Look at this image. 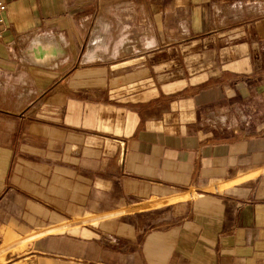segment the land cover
Returning a JSON list of instances; mask_svg holds the SVG:
<instances>
[{"label": "crops", "instance_id": "obj_1", "mask_svg": "<svg viewBox=\"0 0 264 264\" xmlns=\"http://www.w3.org/2000/svg\"><path fill=\"white\" fill-rule=\"evenodd\" d=\"M0 1V264H264V0Z\"/></svg>", "mask_w": 264, "mask_h": 264}, {"label": "rangeland", "instance_id": "obj_2", "mask_svg": "<svg viewBox=\"0 0 264 264\" xmlns=\"http://www.w3.org/2000/svg\"><path fill=\"white\" fill-rule=\"evenodd\" d=\"M216 117V118H215ZM205 119L210 118L209 120H213L215 122H217V120H219V115L216 114H208L207 116L204 117ZM232 183H234L232 181ZM232 183H224V184H218V183H211L208 186L205 187H200V188H190L189 190H185L182 191L180 194H171V195H162V196H150L147 200L150 202H153V204L151 205V207H142L139 208L138 210H150V209H154L156 207H162L168 203H171L177 199H188V198H199L208 194H213L216 193L217 191H219L220 189H225L228 186H230ZM157 201V202H155ZM160 202V203H158ZM129 209H134V208H129ZM97 217H85L84 219H82L79 222H83V223H94L96 221ZM60 230L61 228H52V229H46V230ZM43 231L37 232V233H32L30 238L36 240L37 236L41 233H43ZM29 237H26L24 239H20V243L19 244H23L26 241H28L30 239Z\"/></svg>", "mask_w": 264, "mask_h": 264}, {"label": "built area", "instance_id": "obj_3", "mask_svg": "<svg viewBox=\"0 0 264 264\" xmlns=\"http://www.w3.org/2000/svg\"><path fill=\"white\" fill-rule=\"evenodd\" d=\"M4 9V3L0 1V12ZM2 22V17L0 16V23ZM237 111H234L239 119L240 122H244L246 120H249L252 116H255L257 113V107L254 103H251L250 101H244L237 107ZM207 116V114L205 115ZM208 120L210 118H207ZM205 119V121L207 120Z\"/></svg>", "mask_w": 264, "mask_h": 264}, {"label": "bare ground", "instance_id": "obj_4", "mask_svg": "<svg viewBox=\"0 0 264 264\" xmlns=\"http://www.w3.org/2000/svg\"><path fill=\"white\" fill-rule=\"evenodd\" d=\"M30 49L32 50V59L38 61H42L55 53V48L52 45L39 42L32 43Z\"/></svg>", "mask_w": 264, "mask_h": 264}]
</instances>
